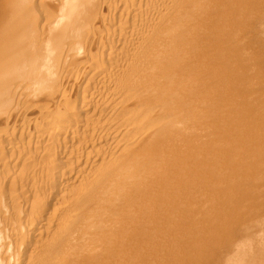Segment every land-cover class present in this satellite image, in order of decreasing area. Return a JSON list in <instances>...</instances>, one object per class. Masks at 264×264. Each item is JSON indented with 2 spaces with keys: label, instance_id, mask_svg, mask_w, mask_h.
I'll use <instances>...</instances> for the list:
<instances>
[{
  "label": "bare ground",
  "instance_id": "bare-ground-1",
  "mask_svg": "<svg viewBox=\"0 0 264 264\" xmlns=\"http://www.w3.org/2000/svg\"><path fill=\"white\" fill-rule=\"evenodd\" d=\"M0 264H264V0H0Z\"/></svg>",
  "mask_w": 264,
  "mask_h": 264
},
{
  "label": "rangeland",
  "instance_id": "rangeland-1",
  "mask_svg": "<svg viewBox=\"0 0 264 264\" xmlns=\"http://www.w3.org/2000/svg\"><path fill=\"white\" fill-rule=\"evenodd\" d=\"M9 167H12L13 169H17V170H19V168L22 169V167L20 165L13 166L11 164V165H9Z\"/></svg>",
  "mask_w": 264,
  "mask_h": 264
}]
</instances>
